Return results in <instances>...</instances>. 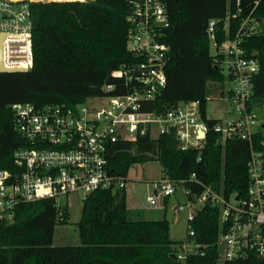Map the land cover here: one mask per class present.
<instances>
[{
    "label": "trees",
    "instance_id": "1",
    "mask_svg": "<svg viewBox=\"0 0 264 264\" xmlns=\"http://www.w3.org/2000/svg\"><path fill=\"white\" fill-rule=\"evenodd\" d=\"M169 27L163 41L170 47L166 67L167 86L147 105L163 112L181 102H201L202 116L211 129L217 119L207 116L208 97L224 83L223 69L215 63L207 35L212 19L231 18L235 30L252 16L264 21V0H163ZM256 2L259 4L256 6ZM241 10V13L238 11ZM33 22V68L26 73H0V170L14 171V152L25 145L14 130L11 106L30 103L38 107L87 104L91 98L127 93L125 80L113 77L140 60L129 52L130 0H66L31 2ZM248 42L260 72L253 82L252 109L264 105V28ZM114 85L112 92L103 87ZM210 131L203 149L180 151L174 135H150L133 143L116 144L109 156L113 174L127 179L136 164L158 160L162 174L186 184L201 195L211 186L226 197L245 198L249 187L247 141L231 139L218 143ZM264 151V135L255 139ZM198 182V183H197ZM126 191H96L83 201L78 223L80 246L55 247L58 225L68 222L67 207L58 208L51 199L23 203L13 223L0 225V264H219L217 246L221 232L220 209L206 204L188 222L194 230L192 242L199 253L184 263L174 258L180 243L170 240L168 220L136 221L129 218ZM60 212L63 216L60 217ZM223 264H264L251 254Z\"/></svg>",
    "mask_w": 264,
    "mask_h": 264
},
{
    "label": "built area",
    "instance_id": "2",
    "mask_svg": "<svg viewBox=\"0 0 264 264\" xmlns=\"http://www.w3.org/2000/svg\"><path fill=\"white\" fill-rule=\"evenodd\" d=\"M31 2L36 1L0 0L1 65L9 73H26L33 68ZM130 3L127 47L140 62L112 74L125 80L126 94L107 96L105 106L38 107L30 103L11 106L14 130L25 145L14 152V171L0 170V225L13 223L16 209L23 203L51 199L62 209L57 204L61 196L82 193L84 201L96 191L126 189L127 179L110 170L109 156L116 144L133 143L147 135L153 139L174 135L178 150L189 151L203 149L212 131L218 135V143L225 144L231 139L249 143L246 197L237 194L226 197L211 186H204L198 196L186 187L196 181L195 175L189 181H172L163 175L153 183L155 196L147 201L155 207L160 196L169 199L181 189L188 202L178 210L188 209L190 221L206 204L218 207L219 259L223 257L225 262L253 254L264 260V151L257 150L255 143L256 135H264V119L252 109L253 82L260 64L256 55L248 52L249 40L263 32L260 21L248 16L235 30L231 18L236 15L208 23L207 35L215 63L227 68L233 84L219 94V99L229 101L233 107L229 118L219 119L210 129L202 116L200 101L181 102L163 112L147 110V105L167 86L170 47L163 36L170 22L163 0H130ZM103 89L112 92L115 86ZM261 146L264 147V142ZM189 236L176 246L174 258L178 263L199 253L191 241L194 230Z\"/></svg>",
    "mask_w": 264,
    "mask_h": 264
},
{
    "label": "rangeland",
    "instance_id": "3",
    "mask_svg": "<svg viewBox=\"0 0 264 264\" xmlns=\"http://www.w3.org/2000/svg\"><path fill=\"white\" fill-rule=\"evenodd\" d=\"M261 27L264 28V21L261 22ZM222 69L224 75L222 88L220 91L218 90L219 92L212 93L207 106V116L210 119L225 120L229 118V113L233 109L229 101L219 99L221 92L228 91L233 87V84L228 79L227 68L222 66ZM95 104L105 106L107 98H91L87 101V106L91 107ZM257 113L264 119V105L257 108ZM162 176V166L158 160L136 164L130 170L125 189L128 211H131L129 218L136 221H160L166 219L170 224V240L182 243L187 236L189 222V210H178L179 206H184L188 202L183 191L179 189L174 196L166 200L160 196L156 207H151L147 201L148 197L155 196L152 185L154 182L160 181ZM84 198L82 193H74L59 198L57 204L61 207H67L69 219L66 224L56 227L53 246L68 247L81 245L78 223L82 216ZM195 211L197 212V209H194ZM144 218L151 219L145 220ZM223 263L222 257L219 264Z\"/></svg>",
    "mask_w": 264,
    "mask_h": 264
},
{
    "label": "water",
    "instance_id": "4",
    "mask_svg": "<svg viewBox=\"0 0 264 264\" xmlns=\"http://www.w3.org/2000/svg\"><path fill=\"white\" fill-rule=\"evenodd\" d=\"M1 56H2V54H1V44H0V71H1V73H9L8 71H4V70L2 69V65H1Z\"/></svg>",
    "mask_w": 264,
    "mask_h": 264
},
{
    "label": "bare ground",
    "instance_id": "5",
    "mask_svg": "<svg viewBox=\"0 0 264 264\" xmlns=\"http://www.w3.org/2000/svg\"><path fill=\"white\" fill-rule=\"evenodd\" d=\"M18 1V0H16ZM32 1H45V0H32ZM57 1H66V0H57Z\"/></svg>",
    "mask_w": 264,
    "mask_h": 264
},
{
    "label": "crops",
    "instance_id": "6",
    "mask_svg": "<svg viewBox=\"0 0 264 264\" xmlns=\"http://www.w3.org/2000/svg\"><path fill=\"white\" fill-rule=\"evenodd\" d=\"M165 200H166V199H165ZM157 204H158V203H157ZM156 206H157V205H156ZM156 206H155V207H156ZM128 212H129V215H130V212H131V211H128ZM144 219L147 220V219H151V218H144Z\"/></svg>",
    "mask_w": 264,
    "mask_h": 264
}]
</instances>
